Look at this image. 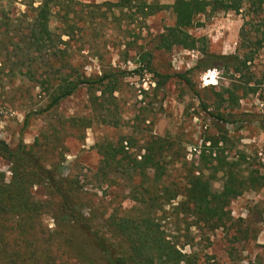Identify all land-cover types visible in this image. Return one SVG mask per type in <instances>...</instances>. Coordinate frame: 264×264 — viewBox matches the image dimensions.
I'll use <instances>...</instances> for the list:
<instances>
[{"label":"rangeland","instance_id":"rangeland-1","mask_svg":"<svg viewBox=\"0 0 264 264\" xmlns=\"http://www.w3.org/2000/svg\"><path fill=\"white\" fill-rule=\"evenodd\" d=\"M63 1L68 8L61 10V14L68 13L66 29L71 35L72 55L81 70L87 76L99 75L107 66L133 72L122 80L121 88L115 94L122 115L120 127L95 124L86 131L85 139L80 140L68 135L71 130L65 124L66 130L58 135L66 149L62 175L80 181V199L84 204L82 213L94 231L100 229L101 223L113 211L135 207L133 201L125 198L128 193L126 188L108 187L95 177L101 157L94 146L104 139L114 142L124 139L128 147L129 143L133 144L134 150L131 151L139 152L151 135L168 138L174 148V156L168 161V182L182 183L189 169L202 166L201 155L213 141L222 137L220 131L223 130L226 140L219 144L215 152L221 154L224 150L230 161L244 163L243 169L252 165V169H258L264 175V154L260 155L264 149V129L261 128L264 107L259 105L264 103V4L260 0H244L240 12L208 10L199 15L190 34L204 38L205 44H198L199 48L194 50L176 46L171 51L156 50L155 44L158 36L175 24L172 10L175 0H146L158 8L155 14L146 18L135 8L121 12L103 5L101 9H96L94 4H102L103 0ZM20 2L0 8V17L18 16L19 12H24L26 8ZM60 21H54V26L60 27ZM0 33L2 50L7 42L3 25ZM260 40L262 45L255 44ZM203 45L213 55H242L254 50L255 57L247 67L241 68L240 73L216 68L201 72L194 69L204 57L199 50ZM147 51L154 55V72L146 68L135 73L144 67L140 61ZM44 65H34L33 69L39 71L38 76L51 75V70ZM213 71H217L216 75L205 78ZM157 73L172 78L161 85L162 80ZM176 75H185L190 83ZM226 89H231L239 98L238 106L221 103L222 97H228ZM89 99L88 90L82 88L58 108L43 115H32L25 127L27 115L44 109L47 98L35 80L22 76L10 78L8 71H2L0 139L12 148L22 141L34 146L43 154L45 164L53 167L57 161V157L50 152L56 142L53 129H61L68 118L92 113ZM220 105L223 114L244 115L240 130L232 123L216 120L212 113H217ZM11 167V163L0 155V172L5 173L7 182L12 177ZM222 186V174H218L214 190L220 191ZM33 192L36 199L49 201L43 186H35ZM228 210L234 223L228 222L211 232L195 227L190 230L192 240L182 251L193 255L191 264H264V187L234 200ZM44 223L50 230L56 228L51 215L44 217ZM164 225L168 235L181 244L185 243L184 238H180L186 235L183 222L180 225ZM74 232V243H87L85 234ZM106 236L112 243L118 242L111 234ZM85 248L93 264H106L92 254L88 246Z\"/></svg>","mask_w":264,"mask_h":264},{"label":"trees","instance_id":"trees-1","mask_svg":"<svg viewBox=\"0 0 264 264\" xmlns=\"http://www.w3.org/2000/svg\"><path fill=\"white\" fill-rule=\"evenodd\" d=\"M18 1L0 0V8L10 7ZM103 1L102 4L95 3V8L109 5L110 10L116 8L121 12L135 8L145 18L158 11L155 4L146 0ZM260 1L264 4V0ZM244 2L175 0L172 6L175 24L158 36L155 49L171 51L176 46L188 50L199 48L198 44H205L206 40L190 34L196 26V18L208 10L240 12ZM20 3L26 8L24 12H19L18 16L0 17V32L3 25L7 38L6 46L0 50V72L8 71L10 78L22 76L35 80L47 98L44 109L27 115L25 127L32 115H43L58 108L82 88L88 90L92 113L68 118L61 129H53L56 142L50 152L57 157L53 167L45 164L43 154L34 146L22 141L12 148L0 139V155L12 165L9 182L5 173L0 172V264H93L85 246L106 264H191L193 255L182 251L192 240L190 230L195 227L211 232L228 222L234 223L228 210L231 203L249 191L262 189L264 175L258 169H252V165L243 169L244 163L230 161L224 150L221 154L215 152L226 140L223 130L220 131L222 137L213 141L201 155L202 166L189 169L182 183L168 182V161L174 156L173 144L168 138L151 135L139 152L131 151L134 150L133 144L129 143L128 147L124 139L117 142L104 139L94 146L101 157L95 177L108 187L126 188L125 198L133 201L135 207L113 211L101 223L100 229L94 231L82 213L84 204L80 199V181L62 175L66 149L58 135L66 130L65 124L71 130L68 135L80 140L85 139L86 131L95 124L120 127L122 115L115 94L120 90L122 80L133 72L107 66L101 74L87 76L72 55L71 35L66 29L68 13L61 14V10L68 8L65 2L21 0ZM59 20L62 25L55 27L54 21ZM255 44L263 43L260 40ZM203 46L199 50L204 57L194 69L201 72L216 68L240 73L241 68L247 67L255 57L254 50L242 55H213L206 50V45ZM153 59L152 52L144 53L140 61L144 67L135 73L146 68L154 72ZM37 63L45 64L51 75L38 76L39 71L33 69ZM157 76L162 80L161 85L172 78L158 73ZM176 76L190 83L185 75ZM225 92L228 97H222L221 103L238 106L239 98L234 92L231 89ZM221 105L212 115L218 122L232 123L240 130L244 115L223 114ZM261 128L264 129V119ZM218 174H222L223 186L222 190L215 191L213 185ZM35 186L45 188L49 201L36 199ZM47 215L55 220L54 230L44 223ZM182 222L186 225V235L180 237L184 238V244L168 235L164 225H180ZM74 231L85 234L87 243H74ZM107 234L118 242L109 241Z\"/></svg>","mask_w":264,"mask_h":264},{"label":"built area","instance_id":"built-area-1","mask_svg":"<svg viewBox=\"0 0 264 264\" xmlns=\"http://www.w3.org/2000/svg\"><path fill=\"white\" fill-rule=\"evenodd\" d=\"M217 71H213V72H209L208 74L205 75V78H207V76H209L210 73H214L216 74ZM204 78H201V80H203ZM260 107L263 108L264 107V103H259ZM197 149L195 148L194 149V152H196ZM264 154V149H262V151L260 152V155H263Z\"/></svg>","mask_w":264,"mask_h":264},{"label":"bare ground","instance_id":"bare-ground-1","mask_svg":"<svg viewBox=\"0 0 264 264\" xmlns=\"http://www.w3.org/2000/svg\"><path fill=\"white\" fill-rule=\"evenodd\" d=\"M209 77H210V74H209Z\"/></svg>","mask_w":264,"mask_h":264},{"label":"crops","instance_id":"crops-1","mask_svg":"<svg viewBox=\"0 0 264 264\" xmlns=\"http://www.w3.org/2000/svg\"><path fill=\"white\" fill-rule=\"evenodd\" d=\"M211 75V74H210ZM208 77V76H207Z\"/></svg>","mask_w":264,"mask_h":264}]
</instances>
